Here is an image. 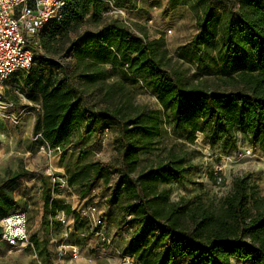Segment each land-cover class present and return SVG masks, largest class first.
I'll return each instance as SVG.
<instances>
[{
  "label": "trees",
  "instance_id": "trees-1",
  "mask_svg": "<svg viewBox=\"0 0 264 264\" xmlns=\"http://www.w3.org/2000/svg\"><path fill=\"white\" fill-rule=\"evenodd\" d=\"M191 1L201 8L197 31L188 42L198 54L216 37V9L209 0ZM108 9L107 0H66L61 20L48 23L31 40L32 65L14 74H23L27 97L40 106L32 135L47 148L62 150L72 141L78 144L85 136L98 140L107 129L117 128L118 164L79 163L66 171V183L78 186L83 198L101 181L107 207L123 202L130 230L124 252L134 263L231 264L238 259L264 264V195L248 174L234 176L229 191L213 203L207 192L205 198L197 194L170 200L164 185L182 180L192 168L178 152L169 150L138 170L141 156L156 149L165 121L233 148L239 131L251 145L264 148V0H239L236 12L226 13L219 59L235 72L222 79L230 87L226 90L187 79L161 37L150 38L143 26L111 17ZM87 22L94 28L80 30ZM245 60L249 66L242 65ZM107 66L151 89L160 108L135 104L122 82L106 84ZM26 175L20 167L0 177V219L16 205L14 188ZM208 177L216 183L213 172ZM41 183V222L62 211L77 223L79 214L51 198L45 178Z\"/></svg>",
  "mask_w": 264,
  "mask_h": 264
},
{
  "label": "rangeland",
  "instance_id": "rangeland-1",
  "mask_svg": "<svg viewBox=\"0 0 264 264\" xmlns=\"http://www.w3.org/2000/svg\"><path fill=\"white\" fill-rule=\"evenodd\" d=\"M114 1L116 6L123 8L126 21L143 26L150 38L161 37L164 40L169 56L185 70L187 79L209 89L230 88L222 79L235 72L220 61L218 43L226 13L236 12L239 0H209L216 9V37L198 54L188 45L197 31L196 20L201 13V8L193 1ZM85 28L93 29V22L85 23L80 30ZM63 62L71 64L69 59H64ZM36 64L37 61L32 67ZM249 64V60H245L242 65ZM242 65L238 64L237 67ZM106 70V84L122 82L135 104L148 109L160 108L151 89L136 82L119 68L107 66ZM94 99L96 100V95L90 97V100ZM0 103V177L7 170L23 167L27 170V175L22 180L31 181L30 184L22 180L16 183L13 197L17 203L8 213L17 210L26 212L27 234L33 244V248H12L0 240V264H133L128 262L126 256L129 255L124 252L130 230L124 224L127 216L122 210L123 202L107 207L104 199L108 193L103 190L101 181L83 198L78 195V186L66 183V171L79 163L98 160L118 164L114 149L117 128L107 129L98 140L94 136H85L80 143L72 141L62 150L50 149L38 136L32 135V126L40 114V106L27 97L23 74H14L1 84ZM6 103L11 105L5 106ZM162 128L156 149L141 156L138 170L165 156L169 150L181 154L192 168L182 180L164 185L171 201L192 198L197 194L205 198L207 192L210 201L216 203L229 191L232 178L241 174H248L258 192L264 195V148L251 145L239 131L235 133L237 142L233 148L221 144V140L212 143L204 132L195 131L192 134L188 128H174L168 121L163 123ZM210 172L215 174L216 183L209 180ZM115 176L116 173L113 179ZM41 178L46 179L51 198L59 204L68 205L71 211L76 212L89 205L103 211V225L99 228L101 234L90 233L86 230L84 219L79 218L74 223L73 216L65 215L62 211H58L53 218L47 215L41 222ZM221 178H224L222 184L219 183ZM68 222L70 225H67ZM62 241L76 246L78 253L72 256L68 252L59 261L55 259L54 250L55 245ZM177 264L184 263L179 261ZM242 264L249 263L243 261Z\"/></svg>",
  "mask_w": 264,
  "mask_h": 264
},
{
  "label": "built area",
  "instance_id": "built-area-1",
  "mask_svg": "<svg viewBox=\"0 0 264 264\" xmlns=\"http://www.w3.org/2000/svg\"><path fill=\"white\" fill-rule=\"evenodd\" d=\"M107 15H113L126 21L123 8L107 0ZM66 0H0V87L1 84L17 71L28 70L33 62L32 39L50 22H59L62 18ZM35 48H38L35 42ZM1 105V103H0ZM11 103L5 104L10 106ZM84 219L90 233L100 235L103 225L101 210L93 205L76 210ZM67 225H70L68 222ZM1 238L12 248H33L27 234V214L17 210L0 219ZM107 243L108 240H107ZM55 259L61 260L69 252L72 256L78 248L63 241L55 245ZM128 262L134 264L129 257ZM40 264V263H39Z\"/></svg>",
  "mask_w": 264,
  "mask_h": 264
},
{
  "label": "crops",
  "instance_id": "crops-1",
  "mask_svg": "<svg viewBox=\"0 0 264 264\" xmlns=\"http://www.w3.org/2000/svg\"><path fill=\"white\" fill-rule=\"evenodd\" d=\"M234 262H238L239 264H241L243 261H239V260H237V259H232V260H231V264L234 263ZM238 263H237V264H238Z\"/></svg>",
  "mask_w": 264,
  "mask_h": 264
}]
</instances>
